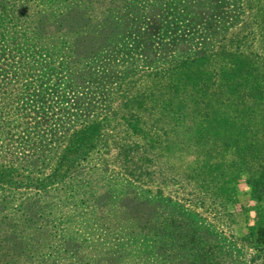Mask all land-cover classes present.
<instances>
[{
	"label": "rangeland",
	"instance_id": "obj_1",
	"mask_svg": "<svg viewBox=\"0 0 264 264\" xmlns=\"http://www.w3.org/2000/svg\"><path fill=\"white\" fill-rule=\"evenodd\" d=\"M259 2L0 0V264H264Z\"/></svg>",
	"mask_w": 264,
	"mask_h": 264
},
{
	"label": "trees",
	"instance_id": "obj_2",
	"mask_svg": "<svg viewBox=\"0 0 264 264\" xmlns=\"http://www.w3.org/2000/svg\"><path fill=\"white\" fill-rule=\"evenodd\" d=\"M261 1V3L259 2L258 8H257V12L259 14V32L261 33V35L264 38V0H258ZM69 27L65 26L63 28H61L60 32L57 33V38L58 39H62L65 41H71L70 38H73L72 33L73 30L72 29H68ZM77 36V35H76ZM74 41V40H73ZM35 46L39 45L40 51H43V53H46L47 51L53 50V44L51 43V39L46 40L45 42L41 41V40H36V42L33 44ZM70 48H72V44L70 45ZM70 55H67V57H65V63L64 66H60L61 68L65 69L66 71H70L69 66H68V62L70 60H72L74 57L78 58V63H82L83 67H85V62H90L91 60H93V58L96 56H92V58L90 59H86L83 60L82 57L77 56L75 54L76 50H72L70 49ZM85 61V62H84ZM190 61H185V62H179L180 64H185V68L186 69H179L177 70L175 73L171 74L168 78L171 81V83L169 82V90L175 92L176 90H180L179 96H187L188 92L187 89H189V85L191 86H196L197 85V75H202V71L200 72L199 67L203 64V59L200 58H192ZM84 62V63H83ZM92 63V62H91ZM233 65V64H231ZM45 67H51L49 64H44ZM229 68H224L222 71H220L219 73L222 72H226L229 71ZM181 70L185 71L184 73L181 72ZM217 74H214V76L212 75L210 78H206L203 76V80L205 82V84H208V86L213 85L214 84V77ZM223 80H226V75L223 74ZM181 83V87L178 86V84ZM200 90V89H197ZM134 101H138L139 99H134ZM137 102V103H138ZM180 108H183L184 106H179ZM187 111V109H186ZM187 114V113H186ZM84 132V131H83ZM84 143L83 144H78V148L74 145H72V148H69V150H73L72 152L68 153L67 155H73V154H78L77 152L79 151L82 152V148L86 147L89 148V145L92 143V135H84ZM71 157V158H70ZM68 156L66 157L62 163L70 164L73 160L72 156ZM256 174H253L250 177V182H251V186L254 188H257L259 185H261V183L258 181L259 177L255 176ZM12 177V176H11ZM11 177L8 175L7 177H5V174L2 172V170L0 169V185L4 186V184L7 187H11L13 185H15L16 183L11 179ZM56 179V177H55ZM34 189H44L45 186L41 184L40 182H37V184L34 186Z\"/></svg>",
	"mask_w": 264,
	"mask_h": 264
}]
</instances>
